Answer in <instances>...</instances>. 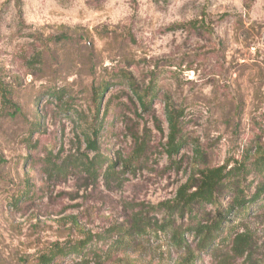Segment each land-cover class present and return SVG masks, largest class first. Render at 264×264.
Listing matches in <instances>:
<instances>
[{
    "label": "rangeland",
    "instance_id": "rangeland-1",
    "mask_svg": "<svg viewBox=\"0 0 264 264\" xmlns=\"http://www.w3.org/2000/svg\"><path fill=\"white\" fill-rule=\"evenodd\" d=\"M167 105L182 130L172 160ZM263 156L264 0H0V264H264L263 194L222 208L203 251L187 230L213 207L163 208L204 167H242L249 198Z\"/></svg>",
    "mask_w": 264,
    "mask_h": 264
},
{
    "label": "trees",
    "instance_id": "trees-1",
    "mask_svg": "<svg viewBox=\"0 0 264 264\" xmlns=\"http://www.w3.org/2000/svg\"><path fill=\"white\" fill-rule=\"evenodd\" d=\"M106 84L102 85L101 93L106 89ZM154 91L152 89H147L144 94H138L136 97L141 98L140 105L145 108L148 106L149 101L147 97L150 94V99L154 96ZM142 96V97H141ZM98 99V98H97ZM99 101V99H98ZM98 114V109L96 110ZM165 116L167 121L168 133L166 136L165 152L167 157L172 160V157L177 153L179 148L182 145L181 141V121L180 116L177 115V112L170 108L169 105L165 106ZM102 117L99 118L97 128H93L88 134L84 135L85 146L89 150H96L97 142L96 138L100 133V125L102 124ZM194 154L199 155L200 150L197 148L194 149ZM264 160V156L262 158ZM109 166V165H108ZM262 166V165H261ZM240 167V166H239ZM242 167L238 168V165H234L228 170L222 167H204L199 170V179L198 182H193L192 177L189 178L185 183L181 184L175 193L176 203L180 206L171 210L167 207V204H164V212L168 216L167 220L173 216L175 212L180 214L185 210L189 216H194L197 213V210H201L206 206L210 205L213 207L216 213L215 219L211 221L200 220L193 224L191 228H188L187 231L192 232L194 235L199 237L198 239V248L203 251L206 250L211 244L215 243L220 231L222 222L225 221V212L226 214L236 212L237 210H245L246 205H250L256 201L262 194L264 195V180L257 186L256 192L249 198H244L243 188L240 189L239 186V176L238 173H242ZM224 190H228L229 193H232V200L230 204L226 207L220 202V195H223ZM264 202L262 203V205ZM222 208H225V212L220 213ZM197 209V210H196ZM141 220V217L138 221ZM163 229V228H161ZM177 229V228H176ZM185 232L175 231L172 236L173 242L182 245L185 244L184 239ZM80 245V244H79ZM73 244L71 248H67L66 251L60 253H68V251H81L80 246ZM85 244H83L84 246ZM245 245V240L243 235H236L233 239L232 247L235 251L241 252V247ZM50 257H54L55 253L49 254ZM48 260V257L45 258ZM47 262V261H46Z\"/></svg>",
    "mask_w": 264,
    "mask_h": 264
}]
</instances>
